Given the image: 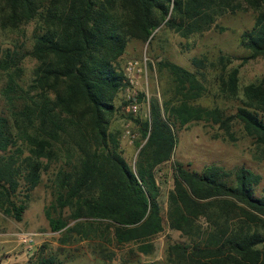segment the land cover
Listing matches in <instances>:
<instances>
[{
  "label": "trees",
  "instance_id": "trees-1",
  "mask_svg": "<svg viewBox=\"0 0 264 264\" xmlns=\"http://www.w3.org/2000/svg\"><path fill=\"white\" fill-rule=\"evenodd\" d=\"M236 1L0 0L2 29L35 21L30 55L37 62L24 87L22 56L10 50L0 56V212L22 221L31 192L50 173L52 201L44 216L52 232L90 242L112 236L118 244L138 243L146 254L163 231L155 171L171 159L175 130L203 122L235 141L232 130L240 126L264 153V80L240 88L239 70H227L224 56L191 64L198 73L211 68L218 95L240 102L233 114L196 104L205 92L199 74L161 62L175 84L173 100L151 102L145 120L131 117L145 141L135 171L122 156L118 134L110 132L114 101L128 86L119 63L131 40L148 42L161 26L183 38L202 34L243 3L256 18L240 46L250 58H264V0ZM173 170L169 227L192 244L170 245L168 262L264 264L260 176L245 168L232 175L215 164L196 172L175 163Z\"/></svg>",
  "mask_w": 264,
  "mask_h": 264
},
{
  "label": "rangeland",
  "instance_id": "rangeland-1",
  "mask_svg": "<svg viewBox=\"0 0 264 264\" xmlns=\"http://www.w3.org/2000/svg\"><path fill=\"white\" fill-rule=\"evenodd\" d=\"M255 18L256 13L242 3L241 10L218 17L211 29L202 34L183 38L161 26L148 42H128L120 59V68L126 75L127 63L138 61L143 64V72L136 77L134 85L128 83L126 89L118 93L114 101L116 112L110 120V132L118 134L122 156L133 171L145 141H141L138 126L131 117L145 120L149 117L151 102L162 106L165 101L173 100L175 84L160 63L171 62L197 74V69L191 64L193 58H206L208 64L216 63L219 57L224 56L230 59L227 70L238 68L240 88L263 81L264 58H250V52L239 43L241 34L252 28ZM35 26V21H31L16 29L0 27V56L6 50L17 53V57L22 56L19 82L24 87L32 81L37 65L30 55ZM208 69L198 73L205 92L195 103L209 108L219 107L227 114H233L240 102L224 100L218 95L214 88V73L211 68ZM201 74L205 75V80L201 79ZM2 84L3 74L0 73V88ZM124 103H127L126 106ZM133 106L136 107L135 111ZM232 131L237 138L235 141H230L216 126L203 122L190 123L174 131L176 144L171 159L155 171L163 231L149 241L153 245L150 252L142 253L135 242L118 244L112 236H108L105 242H90L65 232H52L44 216L45 207L52 201V178L50 173H43L41 183L30 194L22 221L18 222L0 212V264H37L41 259H53V264H171L168 262L170 245L192 244L188 237L169 227L167 218L169 193L174 188L175 163L196 172L215 164L232 175L237 169L245 168L261 178L256 194L264 187V153L240 126ZM197 224L201 231L206 227L203 220ZM22 233L35 235L32 249L20 243Z\"/></svg>",
  "mask_w": 264,
  "mask_h": 264
},
{
  "label": "built area",
  "instance_id": "built-area-1",
  "mask_svg": "<svg viewBox=\"0 0 264 264\" xmlns=\"http://www.w3.org/2000/svg\"><path fill=\"white\" fill-rule=\"evenodd\" d=\"M147 59H144V62H146ZM126 76H127V81L128 83L132 86L136 83V77L139 76L143 72V64H141L138 61H132L127 63L126 65ZM132 109L135 111L136 107L133 106ZM133 138V136H132ZM34 234L31 233H22L19 236V241L21 244L26 246L28 249H32L34 245Z\"/></svg>",
  "mask_w": 264,
  "mask_h": 264
}]
</instances>
